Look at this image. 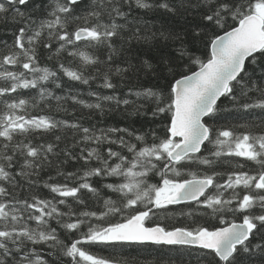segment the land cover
Wrapping results in <instances>:
<instances>
[{
	"label": "snow or ice",
	"instance_id": "obj_1",
	"mask_svg": "<svg viewBox=\"0 0 264 264\" xmlns=\"http://www.w3.org/2000/svg\"><path fill=\"white\" fill-rule=\"evenodd\" d=\"M0 25V264H264V0H0ZM176 205L195 226L162 222Z\"/></svg>",
	"mask_w": 264,
	"mask_h": 264
},
{
	"label": "trees",
	"instance_id": "obj_2",
	"mask_svg": "<svg viewBox=\"0 0 264 264\" xmlns=\"http://www.w3.org/2000/svg\"><path fill=\"white\" fill-rule=\"evenodd\" d=\"M145 20H148L153 24L156 28L161 27V24L163 23L164 26L168 25V21L165 20L163 13L159 14H147L144 16ZM0 40H8L11 42V37L9 35L5 34L4 28L2 25H0ZM83 47V45H81ZM87 51L91 52V49H86ZM193 51H197L196 48L192 49ZM203 48L201 47L200 52L198 54H202ZM71 59V58H67ZM46 61H42V66ZM67 62V61H65ZM76 63H79V60L76 61ZM49 67H54V62H47ZM91 71V69H89ZM67 80V78H64ZM76 87L82 91H87V86L85 85H79L77 84ZM93 88H95V84H93ZM56 94L61 95L63 94L59 89H55ZM85 99H88L86 96ZM94 99V98H92ZM55 102L53 101V105ZM69 104L71 102L69 101ZM222 106H228L231 108L230 105H228V102L226 100L223 101ZM87 109L81 110L79 107L77 108L76 116L84 115L85 119L82 121L85 126H89L92 123H96L98 117H93L92 120L87 119L88 114ZM33 114H40L38 111L34 112ZM57 118H66V119H72L73 117H64L62 113L56 114ZM224 116L227 117L229 122H235L241 119V115L239 112H231V113H224ZM120 123L121 126H125V122L122 120V118L117 114L113 116H109L105 118V124H116ZM132 124L134 127L139 128L141 131H147L148 128L151 126V120L150 117H133L132 118ZM68 136L71 137V133H68ZM61 147H64V144H61ZM55 163V162H54ZM79 165H77L75 162H70L68 165H65V169L67 171H74ZM51 174L55 176L54 169H48L45 172L41 173V176L44 180H47L48 175ZM35 178V177H34ZM158 177H155L151 179L150 183L157 182ZM41 193L43 196H48V190L47 189H41ZM50 198V197H49ZM183 205H177V206H170V213L167 220H163L162 222L167 223L170 227L171 226H195L193 223L194 217L190 218L187 216L180 215V209L183 208ZM187 211V209H185ZM162 216V214H161ZM206 221H208L213 226H220L218 224V221L215 219H212L211 217H206L204 219H200L198 223L204 224ZM89 251L93 254L99 255V256H109L112 254L115 259H132L135 258L138 262V264H170L171 261H174L175 264H196L195 256L197 253L193 252L191 248L188 247H181V246H158V245H135V246H126L123 248L119 254L112 253L111 249H105L102 246L97 247H91L89 248Z\"/></svg>",
	"mask_w": 264,
	"mask_h": 264
},
{
	"label": "bare ground",
	"instance_id": "obj_3",
	"mask_svg": "<svg viewBox=\"0 0 264 264\" xmlns=\"http://www.w3.org/2000/svg\"><path fill=\"white\" fill-rule=\"evenodd\" d=\"M177 206V205H176ZM158 246H167V245H158ZM167 247H171V246H167Z\"/></svg>",
	"mask_w": 264,
	"mask_h": 264
}]
</instances>
